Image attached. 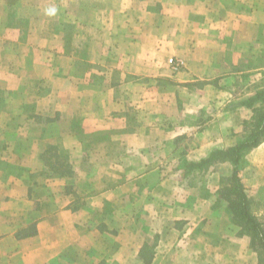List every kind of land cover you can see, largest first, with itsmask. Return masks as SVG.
<instances>
[{"label": "crops", "instance_id": "1", "mask_svg": "<svg viewBox=\"0 0 264 264\" xmlns=\"http://www.w3.org/2000/svg\"><path fill=\"white\" fill-rule=\"evenodd\" d=\"M263 58L264 0H0V264H258L233 165L184 167L246 134ZM239 178L264 227V140Z\"/></svg>", "mask_w": 264, "mask_h": 264}, {"label": "trees", "instance_id": "2", "mask_svg": "<svg viewBox=\"0 0 264 264\" xmlns=\"http://www.w3.org/2000/svg\"><path fill=\"white\" fill-rule=\"evenodd\" d=\"M261 101L260 108L253 109L251 122L246 123L247 132L243 138L232 148L227 150H214L210 155L197 163H188L184 173L193 170H208L217 162L228 161L233 165V172L229 178L221 181V187L216 191L220 200H226L225 210L229 213L231 221L241 227L253 247L258 251V264H264V231L262 225L250 214L245 188L239 178V165L242 153L257 147L264 140V90L245 102V107L252 108L255 102ZM217 200V203H220Z\"/></svg>", "mask_w": 264, "mask_h": 264}, {"label": "rangeland", "instance_id": "3", "mask_svg": "<svg viewBox=\"0 0 264 264\" xmlns=\"http://www.w3.org/2000/svg\"><path fill=\"white\" fill-rule=\"evenodd\" d=\"M169 59H171V58H169ZM253 63L254 64L255 63L259 64L260 63V64L264 65V58L256 60V62L255 61L254 62L251 61V62L248 63V65L253 64ZM81 67H82V65H78L77 64V68L78 69H81ZM115 77H117V80H118L121 76H115ZM156 81H157V83L161 84V86L165 85V81L164 80L163 81L162 80H156ZM58 152L59 151L57 150V148H55L53 146H49V147H47L45 149L44 154L41 156L42 162L47 167V169L44 172L46 174H50L52 176L53 175H68L69 173H72L70 165H69V158H68L69 156L66 155V154H60L59 155ZM221 185L222 184L220 183V186L216 189V191L220 189ZM216 197H217L216 198V203H217V200H220V199H218L217 195H216ZM248 204H249V202H248ZM226 206H227V203H226L225 199L224 200H220V203L215 204V208L217 210H220V209H224L225 210ZM249 212L251 214L250 205H249ZM254 218L257 220L256 217H254ZM259 223L262 225V230L264 231L263 224L261 222H259ZM251 247L253 249V252L256 253V258H257V261H258V257H259L258 251L255 249L256 247H253L252 245H251Z\"/></svg>", "mask_w": 264, "mask_h": 264}, {"label": "built area", "instance_id": "4", "mask_svg": "<svg viewBox=\"0 0 264 264\" xmlns=\"http://www.w3.org/2000/svg\"><path fill=\"white\" fill-rule=\"evenodd\" d=\"M169 64L174 70H179V68L182 66V62L174 58L169 59Z\"/></svg>", "mask_w": 264, "mask_h": 264}, {"label": "clouds", "instance_id": "5", "mask_svg": "<svg viewBox=\"0 0 264 264\" xmlns=\"http://www.w3.org/2000/svg\"><path fill=\"white\" fill-rule=\"evenodd\" d=\"M55 11H56L55 9H50V10L48 11V14H49V15L55 14Z\"/></svg>", "mask_w": 264, "mask_h": 264}]
</instances>
